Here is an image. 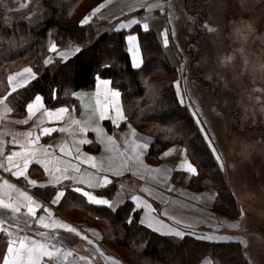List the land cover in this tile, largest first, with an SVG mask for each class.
<instances>
[{
    "label": "crops",
    "instance_id": "0c3cea01",
    "mask_svg": "<svg viewBox=\"0 0 264 264\" xmlns=\"http://www.w3.org/2000/svg\"><path fill=\"white\" fill-rule=\"evenodd\" d=\"M188 1L179 0L181 7L187 11ZM173 6V0H102L82 21H86L83 23L86 24L94 17L101 18L114 24L113 29L116 31H125L126 49L136 69L144 66L145 59L135 28L155 32L164 54L177 69L178 76L174 85L180 97V81L184 80L185 65L171 40L173 29L177 31L179 27H175L173 23L176 4L174 8ZM222 7L224 6L220 3V8ZM220 31H223L222 28ZM130 36L136 39L130 41ZM77 49H80L78 45L65 49L56 46L55 50L52 48V52L62 60H67ZM64 55L67 59L63 58ZM51 61L49 56L45 63ZM25 69H31L34 75L30 76ZM9 77H12L11 82ZM35 77L33 68L25 65L9 72L5 88L0 89V161L4 165L0 166V199L20 207V212L14 213L11 208L0 206V221L3 222L0 227L1 264H4V258L9 255V242L23 237H28V242L35 240L60 249L58 258L44 257L41 264H127L121 252L123 249H118L107 235L111 226L106 220L114 218L108 212L115 213L127 200L130 203L127 223L137 213L139 224L174 242L185 238L214 243L236 242L241 245L249 263L254 264L251 254L246 252L249 244L254 242L251 223L255 220L249 210L251 207L243 209L237 195L238 188H235L237 186L230 181L227 168L220 165L211 146L214 158L235 199V209L220 201L212 177L208 173L201 174L188 149L181 143L168 145L161 151L158 160L148 157L153 136L127 119L121 92L112 85L108 77L97 76L93 88L72 92L77 106L61 104L47 107L43 96L37 94L42 98V107L34 105L32 113H29L27 105L34 103L36 95L27 103L23 114L14 112L11 94L27 86ZM104 81L108 83L105 84ZM219 90L220 88L216 89L215 96H218ZM116 92H119V96L114 94ZM58 108L67 109L59 114V118L55 113ZM46 109L52 110L53 115L47 116ZM44 128L55 130L43 134ZM27 140L34 143L26 145ZM25 146L35 148V155L30 157L24 175H13L16 169L7 170L11 167L7 156L13 151L21 152ZM91 157L95 159L91 163L87 162ZM13 162L21 164L18 157H13ZM189 164L195 172L189 170ZM57 168L67 169L59 183H55L53 179L54 176L61 175L55 171ZM104 176L109 180L106 185L102 181ZM93 178L100 180V187L93 186L96 183ZM30 180L37 181V185L30 184ZM4 181L8 183L5 184ZM9 185L14 187L10 188ZM112 185H115V189L111 194L104 192ZM78 187L113 202L114 209L108 205L90 203L75 191ZM58 190H64L65 195L59 198L58 203H53ZM22 193L38 203L35 216H27L25 205L28 201ZM256 212L258 215L262 214ZM41 216L45 217L46 224L63 223L71 225L76 231L71 232L58 226L45 228L43 224L37 223ZM176 232L181 235L177 236ZM256 241H259V246L264 243L262 239ZM147 264L161 263L148 259ZM199 264L216 262L211 254H207Z\"/></svg>",
    "mask_w": 264,
    "mask_h": 264
},
{
    "label": "trees",
    "instance_id": "16d2710c",
    "mask_svg": "<svg viewBox=\"0 0 264 264\" xmlns=\"http://www.w3.org/2000/svg\"><path fill=\"white\" fill-rule=\"evenodd\" d=\"M20 1L27 4L28 11L19 6ZM99 1L0 0V89L5 88L7 74L13 70L30 65L36 73L27 86L11 94L14 112L23 114L37 94L43 96L47 107L77 106L72 92L93 88L97 76L108 77L121 92L127 119L153 136L148 157L158 160L168 145L181 143L201 174L212 177L220 201L235 209V199L212 150L189 109L179 100L174 85L177 69L164 54L157 35L135 28L145 63L141 69L134 68L126 49L125 31L100 30V24L107 22L101 18L81 23ZM53 44L62 49L78 45L80 49L62 60L52 52ZM49 56L52 61L45 63ZM114 189L112 185L104 192L111 194ZM129 204L127 200L115 213L108 212L114 218H106L111 226L107 235L118 249L130 253L124 256L127 264H147L148 259L161 264H199L207 254L214 257L216 264H250L239 243L194 238L174 242L139 224L137 213L127 223ZM1 259L0 256V264Z\"/></svg>",
    "mask_w": 264,
    "mask_h": 264
},
{
    "label": "rangeland",
    "instance_id": "374dc122",
    "mask_svg": "<svg viewBox=\"0 0 264 264\" xmlns=\"http://www.w3.org/2000/svg\"><path fill=\"white\" fill-rule=\"evenodd\" d=\"M173 4L179 27L171 40L185 65L179 100L227 168L243 209L251 207L257 223H251L254 242L246 252L254 264H264V243L256 241L264 242V0H189L188 11L179 0ZM19 6L27 10L25 2Z\"/></svg>",
    "mask_w": 264,
    "mask_h": 264
},
{
    "label": "snow or ice",
    "instance_id": "6c2138e0",
    "mask_svg": "<svg viewBox=\"0 0 264 264\" xmlns=\"http://www.w3.org/2000/svg\"><path fill=\"white\" fill-rule=\"evenodd\" d=\"M86 21H81V23H85ZM145 28L147 29V25H145ZM128 39L130 41L135 40V37H128ZM53 50H55L56 45L53 44L52 45ZM77 51H79V49H77ZM64 59H67V56L64 55L63 56ZM25 72H28L30 76L34 75L33 73H31V69H25ZM9 81H12V77H9ZM105 84L108 83V81H104ZM116 96H119V92L114 93ZM41 97L39 95H37L35 97V101L34 103H29L27 105V109L29 111V113L31 114L33 111V107L34 105L36 107H42L41 105ZM9 111H11V109H9ZM67 109L65 108H58L55 110V113L57 115V117L59 118V114L66 112ZM119 108L117 109V112H119ZM45 114L47 116H52L53 112L50 109H46L45 110ZM55 129H50V128H44L43 129V134H49L52 131H54ZM28 135H31V133H29ZM37 140L39 139V137L36 138ZM15 142H19V141H15ZM34 143V141L32 140H27L26 141V145L27 144H31ZM144 147H147V145H144ZM61 151H63V149H61ZM36 152L35 148H29L27 146L23 147L21 152H16L13 151L10 155L7 156V162L9 165H11L10 168H8L7 170L11 171L13 168H15L16 170L13 172V175L16 176H21L25 174V170L27 169L29 163H30V157L34 156ZM13 157H18L21 161V164H16L13 162ZM95 158L91 157L89 158V160L87 162L91 163ZM0 166H4L3 162L0 161ZM96 165L93 163V167H95ZM189 170L195 172V169L189 164L188 165ZM47 170V168L45 169ZM56 172H60L61 175L60 176H54L53 179L55 181V183H59V180L61 178H64V173L67 172V169H55ZM72 179H75V177H71ZM96 179V178H93ZM102 181L103 184H108L109 180L107 176L102 177ZM5 184H7V181H4ZM30 184L32 185H37V181L35 180H30L29 181ZM94 187H100L101 183L99 179H96V183L93 185ZM10 188H13L14 185H9ZM40 187H43L42 185ZM76 192L81 193L84 197L87 198V200L90 203H94V204H98V205H108L110 207H113L114 209V205L113 202L109 201L108 199L105 198H99L96 197L92 194V192L90 191H85L83 188L78 187L75 189ZM22 195H24L28 201V203L25 205V207L27 208V216L31 217V216H35L36 215V208L39 207L38 203L36 201H34L32 199V197L27 196L26 193H22ZM65 192L64 190H58L56 192V197L53 198L52 202L53 203H58L59 202V198L64 197ZM133 199H137L136 197H133ZM0 206H3L4 208H11L13 210L14 213H19L20 212V207L18 205H13L12 203H5V201L3 199H0ZM47 211V209L45 210ZM45 217L41 216L40 219L37 221V223L43 224L45 228H51V227H62V228H66L71 232H75L76 229L72 228L71 225H67V224H51L48 223L46 224L45 222ZM27 222V221H26ZM131 222V221H129ZM3 222L0 221V227H2ZM177 236H180L181 233L176 232L175 233ZM9 236H11V233L9 232ZM7 252L9 253V255L7 257L4 258V264H41V260L44 257H50L53 259L58 258V256L60 255V249L56 248L55 245H52L51 247L48 246V244L43 243V242H36L35 240H32L31 242H28V237H23V238H19L18 240H11L8 244V248H7ZM66 259V257H65Z\"/></svg>",
    "mask_w": 264,
    "mask_h": 264
}]
</instances>
